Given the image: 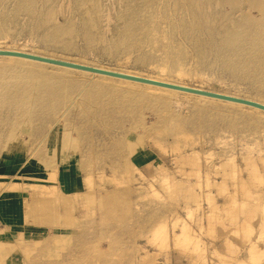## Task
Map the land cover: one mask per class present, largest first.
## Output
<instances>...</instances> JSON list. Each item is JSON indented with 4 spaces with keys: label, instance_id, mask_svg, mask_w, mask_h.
Here are the masks:
<instances>
[{
    "label": "rangeland",
    "instance_id": "rangeland-1",
    "mask_svg": "<svg viewBox=\"0 0 264 264\" xmlns=\"http://www.w3.org/2000/svg\"><path fill=\"white\" fill-rule=\"evenodd\" d=\"M7 1L3 0L4 13L13 5ZM104 1L100 0L97 29L102 41L88 43L78 33L71 47L44 42L41 32L55 26L75 21L80 27L84 8H77L79 16L74 0H47L50 20L42 17L38 28L30 15L19 13L0 31V46L169 77L264 101L263 87L210 66L212 54L201 62L180 33L171 38L184 45L187 54L180 61L182 74L170 69L161 74L167 47H178L167 38L169 22L158 1L154 11L145 12L157 21L154 40L143 43L139 51L110 53L105 41L114 38L120 21L116 16L126 3ZM214 7L229 13L226 5L212 2L210 8ZM179 13L168 15L176 21ZM251 13L257 15L255 9ZM73 80L78 82L66 103L77 102L64 114L66 103L56 114L33 109L30 115L37 111L36 116L28 127L32 136L21 130L22 150L0 159V165L10 169L9 177L0 178V264H264V115L203 105L181 94L161 98L167 107L157 102L137 110L132 107L136 95L124 88L105 82L94 85L89 76ZM112 100L122 103L119 112L111 109ZM144 100L151 98L146 95ZM204 113L207 117L201 119ZM165 116L168 120L163 122ZM52 127L68 132L62 144L67 161L57 154ZM1 145L0 141V149ZM22 162L26 165L21 168Z\"/></svg>",
    "mask_w": 264,
    "mask_h": 264
},
{
    "label": "bare ground",
    "instance_id": "bare-ground-1",
    "mask_svg": "<svg viewBox=\"0 0 264 264\" xmlns=\"http://www.w3.org/2000/svg\"><path fill=\"white\" fill-rule=\"evenodd\" d=\"M46 1L47 0H12V1L10 0V3L13 2L12 6L9 5L10 8L8 10L10 11V13L9 12L4 13L3 8L5 6L3 7V0H0V31L4 30V27L8 26V24L12 22L19 13L22 15L24 13H26L25 15L27 14L30 15L32 17V21L36 23L37 27L38 28L42 27L43 25L42 22H44V20L42 21V17L47 18L46 20H50L52 18L51 9L50 10L48 9L49 8L48 5H44ZM114 1L118 2L117 0H113V2ZM124 1L126 5L121 10V12L118 14L119 16H116L119 18L118 20H120L119 22H117L118 25L114 26V28L117 27L116 34L115 36L112 35V38L114 37L112 40L110 39L111 38L110 37L109 38L110 40L108 39L109 41L107 40L105 41L106 47L110 53H119V52L123 53L127 51L132 52L133 50L140 49V46L143 43H147V42L150 43L154 40L155 33L158 31L157 21L152 19L151 14L146 15L145 12H147V10L150 8H152L154 11V8H153L154 3L158 1V3L161 4V9H162L160 10V12H164L162 16L168 19V22H169L168 23L169 30L167 32V38L170 39L171 42H173L172 44H174L175 41L171 37H173L177 33H180L184 36L187 44L195 52L196 56L201 60V62H203V60L207 61L208 59L206 58L210 54H212L213 59L211 61H208L210 66H219L221 68H224L228 70L231 74L237 77H240V78L249 79L264 88V0H141V3L138 2L139 4L136 1L138 5L136 3H133L135 2V0H124ZM212 2H215L216 4H220V6L226 5L229 8L228 9L229 13L227 12L228 16L226 15V12L220 11V8H215V7L210 8ZM101 5H102V1H101ZM74 7L76 8V11H77V8L84 7L82 11L80 10L83 14V18L81 16L82 21L79 20L81 23L78 22L81 24L80 27L74 24L76 23L75 21L74 23L65 22L66 24L63 26H55L53 27L51 31L46 30L47 32H41L42 40L44 42L49 43L50 45L52 44V45H60L62 47H71L73 46L72 39H74V36L78 33H80L79 36L84 35L88 43H91L92 41H95V40L97 41L103 40V38L99 35L101 33H98L100 31L98 29L99 27L98 26L99 25L98 15H99V8H100V0H74ZM205 7L209 8L210 10L207 12ZM254 9L256 10L257 15H252L251 11ZM169 11L171 12L175 11L177 13L180 12L182 15L181 17H179L178 20L173 21L171 20V17L168 15ZM236 12L240 13L239 17L230 18ZM78 13L77 15L80 16V13L79 14ZM18 21L19 20H17V22ZM29 23H26V25L27 24L29 25ZM97 29H98V32H97ZM39 35L41 36V34ZM175 45L176 46L174 47H178L176 51L172 50L170 46L167 47L166 61H165V64L161 66V70H162L161 74H163L164 72L166 73V71H164L166 69L167 70L170 69V71L176 72V74H179V75L182 74V69L180 68V61L183 60L185 56H187V54L184 50L185 48H183L184 45H180V43H175ZM0 50L31 53V54H35L39 56L59 59L63 61H69V62L81 64V65H87L90 67H97L99 69H105L109 71L124 73L127 75L144 77L147 79L161 81L164 83L181 85L184 87H191L195 89H201L205 91H211L215 93L229 95L232 97L248 99V100L255 101V102H258L264 105V101L258 98L240 95L237 93H232V92H227V91L216 90L212 88H206L203 86H197L195 84H189L184 81L174 80L169 77H164V76L156 77V76L141 74L138 72L125 70L121 68L118 69V68H113V67L100 66V65H96L92 63L82 62L81 60L79 61L77 59L63 58L61 56H56V55L54 56V54L53 55L45 54L43 52L40 53V52L27 50L23 48H17V47L0 46ZM141 58L144 59L145 56ZM199 59L197 60L199 61ZM197 60H194V61L198 62ZM5 74H7V76L3 77V75ZM75 76H81V77L89 76L90 78L95 79V80H89L90 83L94 81V85L97 84L98 86L100 85L99 83L102 84V82H105L106 84H108L107 86L111 85L110 87L124 88V92L127 93L128 95L129 93L135 94L136 97H135V100L133 101L134 104L132 107H135L137 110L145 107L149 103L156 104L157 102H159L160 104H163L162 106H166L167 103L165 105L164 104L165 102H163L161 98L163 97L171 98V97H175L176 95L181 94L187 99L192 98V99L202 100L203 103L201 104L203 105L212 104L218 107H221L220 105H222L229 109L245 111L254 116L264 115V110H261L259 108H255L249 105L241 104V103L228 101V100L209 97L205 95H198L194 93H189L185 91H180L176 89L161 87V86L147 84V83H141V82L117 78V77H111V76H107V75H103L99 73H93L89 71L73 69V68L64 67L60 65L44 63L40 61L23 58V57L0 55V141L2 144L1 145L2 148L0 149V159L9 158L13 150H22L23 145L20 144L19 142H23V141L20 140V138L18 137L19 134L21 133V130L23 131L25 129L26 131L25 134H27L28 138L32 136V132L29 130L28 127H30L29 122L30 124H32L31 120L35 119V116H36L35 113L37 111L34 113L35 115L33 114L34 118L31 117L30 115L33 109L36 110L37 108H41V109L46 108L48 110H51V112L55 111V114H56V110H58V108L61 105L66 103V100L70 98L69 96H71L70 92H72L73 88L76 86L78 82V81L76 82V80L78 79H76L74 82L73 79L75 78ZM171 76H174V75H171ZM84 85L86 86V84ZM145 94L151 98V101L144 100V96H146ZM76 102L77 100L74 99L71 102V104L68 105L66 103L68 106L66 105L67 108L62 109L63 114L64 112H67L68 108L71 107ZM89 104L91 105V103ZM109 104L112 106L111 109L113 110L121 109L123 107L122 103L117 102L116 100L109 101ZM98 105L102 106L101 103ZM127 108L128 107H124V110H128ZM48 110L46 111L48 112ZM117 111L119 112V110ZM125 112L128 113V111H125ZM41 113L39 114L41 115ZM87 113H88V109H87ZM112 114L110 113L109 115H112ZM100 117H101V114H100ZM205 117H207V115L204 113L201 116V119ZM51 118H52V115H51ZM65 118L67 119V116ZM85 118L87 119V117ZM101 119L103 120L102 117ZM105 119H106V116H105ZM111 119H113V117ZM212 119H214V117L211 116L209 120L212 121ZM119 120H121V117L116 116L115 122H119ZM167 120L168 119H166V116H165L163 122H166ZM46 121L48 122V119ZM211 121L209 124H211ZM64 122L66 123V121ZM107 122L109 121L107 120ZM169 122H170V119H169ZM58 123L59 122H57L56 124ZM100 123L99 125H101ZM81 126H82V123H81ZM162 128H164V125H162ZM34 129L32 131H34ZM70 130L71 128L69 129V133H70ZM67 133H64V131L60 132L57 130V128L52 127L53 136L55 138H58V140H60V143H61V145L59 146L58 140H57V146H58L57 154L60 157V159H62L63 161H67V159H69L63 154V148H62V146L65 145L64 141L67 142L66 140ZM67 137H68V134H67ZM74 141H75V138H74ZM25 163L26 162H22L20 164V167L22 168L23 166H25L26 165ZM1 177L3 178V177H9V176L5 174H0V178ZM223 264H227V261L226 263H223Z\"/></svg>",
    "mask_w": 264,
    "mask_h": 264
},
{
    "label": "water",
    "instance_id": "water-1",
    "mask_svg": "<svg viewBox=\"0 0 264 264\" xmlns=\"http://www.w3.org/2000/svg\"><path fill=\"white\" fill-rule=\"evenodd\" d=\"M0 55L23 57V58H27V59H31V60H35V61L50 63V64H54V65H60V66H64V67H69V68L83 70V71H89V72H93V73H99V74H103V75H107V76H111V77H117V78L137 81V82H141V83H147V84L157 85V86H161V87H167V88L185 91V92H189V93H194V94H198V95H205V96H209V97H214V98L228 100V101H232V102H236V103H241V104L249 105V106L264 110L263 104L255 102V101H251L248 99H243V98H239V97H232L229 95H224V94L215 93V92H211V91H205V90H201V89H195V88H191V87H184L181 85L164 83L161 81H155V80L147 79L144 77L127 75L124 73L109 71V70H105V69H99L97 67H90L87 65H81V64H77V63H73V62H69V61L53 59V58L39 56V55L31 54V53L0 50Z\"/></svg>",
    "mask_w": 264,
    "mask_h": 264
},
{
    "label": "crops",
    "instance_id": "crops-1",
    "mask_svg": "<svg viewBox=\"0 0 264 264\" xmlns=\"http://www.w3.org/2000/svg\"><path fill=\"white\" fill-rule=\"evenodd\" d=\"M8 172H10V169L9 167H7L6 165H0V174H7ZM10 200L13 198V197H9ZM14 198H17V197H14Z\"/></svg>",
    "mask_w": 264,
    "mask_h": 264
}]
</instances>
